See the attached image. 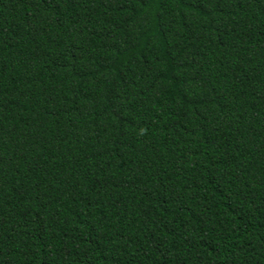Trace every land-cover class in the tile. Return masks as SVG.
Masks as SVG:
<instances>
[{
  "label": "trees",
  "instance_id": "16d2710c",
  "mask_svg": "<svg viewBox=\"0 0 264 264\" xmlns=\"http://www.w3.org/2000/svg\"><path fill=\"white\" fill-rule=\"evenodd\" d=\"M0 264H264V0H0Z\"/></svg>",
  "mask_w": 264,
  "mask_h": 264
}]
</instances>
